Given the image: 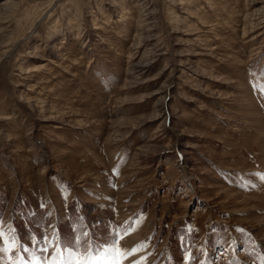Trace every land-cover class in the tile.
Here are the masks:
<instances>
[{"label": "rangeland", "instance_id": "rangeland-1", "mask_svg": "<svg viewBox=\"0 0 264 264\" xmlns=\"http://www.w3.org/2000/svg\"><path fill=\"white\" fill-rule=\"evenodd\" d=\"M0 264H264V0H0Z\"/></svg>", "mask_w": 264, "mask_h": 264}, {"label": "snow or ice", "instance_id": "snow-or-ice-1", "mask_svg": "<svg viewBox=\"0 0 264 264\" xmlns=\"http://www.w3.org/2000/svg\"><path fill=\"white\" fill-rule=\"evenodd\" d=\"M140 248H133V249H124L123 245L120 248L114 249L116 254L117 264H121L123 259H127L129 256H132L134 253L138 252ZM6 251V249H0V252Z\"/></svg>", "mask_w": 264, "mask_h": 264}, {"label": "bare ground", "instance_id": "bare-ground-1", "mask_svg": "<svg viewBox=\"0 0 264 264\" xmlns=\"http://www.w3.org/2000/svg\"><path fill=\"white\" fill-rule=\"evenodd\" d=\"M7 6H8V2H4L3 4H1L0 10L3 8H7Z\"/></svg>", "mask_w": 264, "mask_h": 264}]
</instances>
